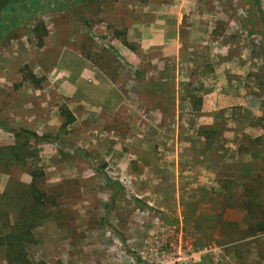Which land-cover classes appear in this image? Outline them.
<instances>
[{"label": "rangeland", "instance_id": "rangeland-1", "mask_svg": "<svg viewBox=\"0 0 264 264\" xmlns=\"http://www.w3.org/2000/svg\"><path fill=\"white\" fill-rule=\"evenodd\" d=\"M160 223L264 264V0H41L0 38V264H148Z\"/></svg>", "mask_w": 264, "mask_h": 264}, {"label": "trees", "instance_id": "trees-1", "mask_svg": "<svg viewBox=\"0 0 264 264\" xmlns=\"http://www.w3.org/2000/svg\"><path fill=\"white\" fill-rule=\"evenodd\" d=\"M41 0H0V38L5 37L7 31H12L20 26L21 22L28 21L33 13L37 10V7L40 6ZM58 4H62V1ZM124 44L128 47H132L127 41H124ZM29 78L32 82L40 84L42 79L37 78L33 73L29 74ZM62 116L64 117L62 127L65 128L76 121L75 115L70 111L69 108L63 106L61 108ZM200 134L206 137L208 140L213 138L217 133L215 129L202 127L200 128ZM14 133L18 139H23L25 144H28L30 140H33L35 143L40 141H57L60 144L61 141L55 137L50 135H40L39 133L29 130V129H19L14 130ZM33 154L35 156L39 155L38 150L34 148ZM44 172L40 169H36L32 172V182L30 185L31 193L30 198L33 200L36 206L45 205L48 203V200L45 199L46 195L43 191H41L39 187L40 177L43 176ZM47 200V202H46ZM28 211L29 209H24ZM31 212V211H30ZM30 212H26L29 215ZM264 231V223H260L255 232ZM17 238V241H15ZM15 239V240H14ZM22 241L21 234L9 236L5 239L0 238V245L8 247V258L10 263H14L15 261L20 260L23 257L22 251L15 250L18 246V243ZM15 256L14 255L15 253ZM13 257V258H12ZM28 264H46L43 261H39L38 263H33L32 261H28Z\"/></svg>", "mask_w": 264, "mask_h": 264}, {"label": "built area", "instance_id": "built-area-1", "mask_svg": "<svg viewBox=\"0 0 264 264\" xmlns=\"http://www.w3.org/2000/svg\"><path fill=\"white\" fill-rule=\"evenodd\" d=\"M168 231L171 234L165 235ZM159 235L139 251L142 261L148 264H193L215 251L212 247L196 246L191 237L165 223H160Z\"/></svg>", "mask_w": 264, "mask_h": 264}]
</instances>
